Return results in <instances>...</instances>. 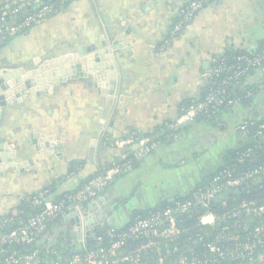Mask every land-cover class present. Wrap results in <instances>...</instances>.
Here are the masks:
<instances>
[{"label":"crops","instance_id":"0c3cea01","mask_svg":"<svg viewBox=\"0 0 264 264\" xmlns=\"http://www.w3.org/2000/svg\"><path fill=\"white\" fill-rule=\"evenodd\" d=\"M190 1L73 0L0 47L2 70L30 68L80 48L88 49L85 55L107 51L116 76L101 79L108 84L90 75L53 79L50 92L25 91L2 108L0 143L26 165L22 173L0 175V220L37 197L57 201L77 191L138 148L135 141L115 146L116 140L157 142L93 201L91 234L121 232L134 215L188 198L248 143L238 127L264 120V64L231 91L252 95L215 120L168 126L204 98L214 58L253 54L264 45V0H213L170 37ZM64 228L78 250L90 243L87 231L78 237L63 220L52 232L62 236ZM251 264H264V255Z\"/></svg>","mask_w":264,"mask_h":264},{"label":"built area","instance_id":"2783aa9c","mask_svg":"<svg viewBox=\"0 0 264 264\" xmlns=\"http://www.w3.org/2000/svg\"><path fill=\"white\" fill-rule=\"evenodd\" d=\"M73 0H0V47L10 39L27 32L42 20L51 16ZM213 0H192L181 10V18L174 25L170 37L181 31L195 13ZM264 62V48L253 56H239L232 65H227L224 57L214 58L207 80L213 87L214 77L223 74L220 86L214 88L205 98L183 108L170 129H177L199 117H215L222 109L234 107L238 99L225 101L223 93L233 82L241 79L251 70ZM247 98V97H246ZM251 124L243 122L238 130L248 134ZM264 135V122L257 125L255 137ZM137 143V150L124 160L88 179L77 191L63 196L57 201H46L37 197L31 202L35 212L28 215L18 227L0 234V264H40L38 250L20 253L11 247H26L36 239L45 237L48 241L46 253L55 242L48 224L63 218L70 209L78 213L83 206L95 201L108 186L121 175L133 168V163L149 154L157 145L147 139L128 138L116 140L115 146ZM254 161L251 149L243 151L236 159L237 165ZM264 178V163L237 171L235 165L217 172L204 186L197 188L184 200L149 210L145 216L136 217L127 229L121 232H105L104 236L91 237L95 248L88 249L86 244L64 262L46 264H237L251 263L264 255V201H242L228 212L217 216L209 214L198 218L193 226L186 223L193 219L196 210L208 209L228 190H233L253 181L261 184ZM263 186L260 185L259 188ZM226 202H222L225 207ZM17 212L14 216H17ZM11 218L0 220V231ZM192 230L190 242L182 239ZM205 238V239H204ZM104 240L107 244H103ZM129 242H139L136 248L129 249ZM70 246H74L73 240ZM52 254H56L52 252Z\"/></svg>","mask_w":264,"mask_h":264},{"label":"trees","instance_id":"16d2710c","mask_svg":"<svg viewBox=\"0 0 264 264\" xmlns=\"http://www.w3.org/2000/svg\"><path fill=\"white\" fill-rule=\"evenodd\" d=\"M263 48H264V45H262L261 48L257 52H259ZM257 52H255V53H257ZM255 53H253V54L234 53V54H230V55H225L224 58L228 60L227 65H232L234 62V59H236L237 57H239V56L251 57ZM263 64H264V62H262L261 65H263ZM261 65H259L257 68H259ZM257 68L251 70L246 75L250 74L252 71L256 70ZM245 76H243V77H241V79L233 82L229 87H227L225 89V91L223 93V97H224L225 101L238 99L240 102L241 100H243V98H245L249 95L250 96L252 95L251 93H247V94H241V97H233L231 94V91H233L235 86L237 87V85L242 82V80L244 79ZM223 77H224L223 74L216 75L214 77V81L216 82V84L213 86L214 88H217L220 86V81L222 80ZM213 87L211 85H209L208 92L205 94V96L208 93H210V91L213 89ZM205 96H204V98H205ZM230 108H232V107H230ZM230 108H227V109H230ZM224 110H226V109H222L221 111H224ZM218 115H219V113L217 114V116ZM217 116L210 117V118L199 117L197 119L210 121V120H215V118ZM245 122H248L251 124L249 132L247 134L248 139H249L248 143L246 145L242 146L239 150H237V152L235 154H233L231 157H229L226 164L222 168L218 169L215 173L210 175L206 179V181L204 183H202V185L199 187L206 185L217 172L224 170V169L231 168L233 165H235L237 171L239 172V171H244L249 167L264 163V143L261 141V138L264 135L259 136V137H255V131H256L257 125L263 123L264 120L260 121V122H253V121H245ZM247 149H251L254 152V161L253 162H246L242 165H237L235 162V159L243 151H245ZM128 159H129V155L126 157V160H128ZM136 164H137V162L133 163V167L136 166ZM260 185H262L263 187L259 188ZM260 185L258 183H254L253 181H251V182L244 184L243 186H241L239 188H236L233 190H228L222 196L218 197L215 201H212L211 203H209V205L207 207L208 209L196 210V214H195L194 218L189 220L186 223V226H193L194 224H196L198 218L206 217L209 214L221 216L222 214H224V213L228 212L229 210H231L232 208L236 207L242 201L256 200L259 203L264 201V178L262 179ZM199 187H197V188H199ZM179 200H184V199H179ZM179 200H177V201H179ZM222 202H226L227 205L225 207H223ZM166 206H168V205L165 204L164 206H162L160 208H163ZM160 208H158V209H160ZM18 211L22 212V213H19L17 216L11 215V216L7 217V218H11V221L6 225V227H4L0 231V234L5 233V232H7L11 229H14V228L18 227L19 225H21L28 215H31L35 212V209H33V207L31 206V203H22L20 205ZM147 212L148 211H145L143 213L134 215L130 224L132 223V221L136 217L145 216ZM62 220H63V218H60V219H57V220L50 222L48 224L47 230L51 231L52 228L54 226H56ZM104 233H105L104 231H97L96 233H94V235L95 236H104ZM191 234H192V230L189 231L188 236H185L182 239V242L185 244L189 243L190 242L189 238H190ZM71 241H72V238L68 233L63 234L62 236L56 238L55 242L51 245V248H50L48 253H46V249H45L46 245H48V241L45 239V237H40V238L36 239V241L33 244L28 245L26 247H11V248L17 252H20V253H31L35 250H38V259L40 261V264H46V262H55V261L62 263L65 260H67L72 254L79 251L76 247L70 246ZM138 243L139 242H137V243L136 242H129L127 244V246L129 249H133V248L137 247ZM103 244H107V241L104 240ZM95 246H96V244L93 240H91L90 243L87 244L88 249H93V248H95ZM52 252H55L56 254H52ZM237 264H251V263H237Z\"/></svg>","mask_w":264,"mask_h":264},{"label":"water","instance_id":"95a60500","mask_svg":"<svg viewBox=\"0 0 264 264\" xmlns=\"http://www.w3.org/2000/svg\"><path fill=\"white\" fill-rule=\"evenodd\" d=\"M85 50L88 51V49L80 48L73 53L64 54L40 64L38 61H33L30 68L27 66L0 69V114L3 107L20 100L21 93L25 91L31 95H34L35 92L38 94L41 90L42 92H50L54 80L63 82L68 76L77 78L90 75L98 83L104 81L101 80L103 77L108 78V81H115V71L108 60V56L105 55L107 51L101 55H85ZM104 84H108V82L104 81ZM6 146L7 144L0 143V175L8 169H15L16 172L22 173L21 166H25L26 163L19 162L16 157L13 161ZM94 206L95 202L87 204L82 207L79 213L72 208L63 217V221L69 223L78 237L81 236L82 229L87 231L86 235L93 236L89 231V224L97 225L96 218L92 216ZM63 232L68 233V229L64 228ZM60 234L62 235V233Z\"/></svg>","mask_w":264,"mask_h":264}]
</instances>
